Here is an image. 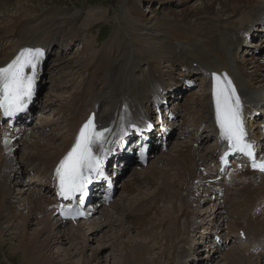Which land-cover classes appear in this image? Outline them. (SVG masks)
Listing matches in <instances>:
<instances>
[{"label":"bare ground","instance_id":"6f19581e","mask_svg":"<svg viewBox=\"0 0 264 264\" xmlns=\"http://www.w3.org/2000/svg\"><path fill=\"white\" fill-rule=\"evenodd\" d=\"M147 1L148 3H150L152 0H135L134 4L132 2V5L127 9L132 15L134 14L138 18H141L142 15L140 16V14H143V12L141 11V5ZM176 1L177 0H158L159 4L168 5L169 7H172V5ZM186 1L187 0H178L175 6H180ZM261 1L262 0H203L202 5L200 7L198 6L197 9L198 11L200 9H203V11L196 13L194 17H196L197 19L198 16H201L202 18L204 16V18L207 19L208 23H201L202 19L200 21L192 22L189 20V15H186V12L182 15V12L178 14L171 11L172 15H170L169 17L171 19L162 20L160 22H155V18L154 20H152V22L155 23H151V25H154L156 30H162L165 36L162 37V33H160L161 35H159L158 33L154 34V36L158 34L157 38L160 39L159 41H155L152 40L153 38H149L147 41L148 46H143V51H141V47L139 48L140 50H136L137 54L135 55L134 60L129 65V57H127V52L129 51L128 44H126L124 41H122L120 44L118 42H114L116 41V34L120 31L116 30L113 36L108 41H106V43H102V49L108 48L112 43H115L116 47L119 45V48L116 49V47H114L108 50L107 54L110 55H107V59H105V61H101L100 59V63L97 61L95 67L93 66L94 69H92L94 70V72L90 71L88 75L86 74V80L82 82V84L80 83L81 85L74 84L76 91L69 96L68 101L60 104L59 106L57 104L56 110L53 112V114L57 115L60 126V128L53 127V130H61L60 137H62V141L55 142L58 138H51L49 134H46L45 128L49 125L44 124L41 126L39 133L37 132L36 134L33 131L28 132L25 134V139L14 143V145L27 144L28 147L31 148L28 155L25 154L27 162H38V164L45 166L44 178L45 182L49 184L47 189H43V186H41L39 183H35V185L37 186L36 187L29 177L27 178V176H24L23 181L18 184V188H21L19 194L16 192L14 195L10 194L9 196V193H11L12 190L16 189L12 188V186H8L7 180H11L12 175H19L23 172V170L21 169V165L19 162L18 164L20 165V168L14 169L11 162V160L13 159V155L8 154L6 148L0 143V222H7L11 224L14 218H19V211L15 208V206L12 205L10 199L13 198L14 200L19 202L18 196L21 195L24 197L25 193H27L25 196L28 198L27 202H29L32 206H27L26 203V207L24 208L28 209V211H30L31 213L29 215L22 216V220L24 221V223L18 222L17 224H13V228L26 231L28 229L27 226L31 225V220H34V216L47 212L48 206L52 204L54 200L51 188L52 183L50 180L53 169L71 145L82 122L88 118V115L92 111L96 112L97 114V111L99 110V120L97 118V121L103 122V126L108 125L109 123H111V125L115 124L116 120L122 121L126 124L131 117L139 118V116L144 112V109L150 110V99L157 92L159 87H162L164 89L174 87V85L177 83L176 73L180 72L182 75L184 74L194 79H197L195 78L196 73H201V79L203 78L202 69L204 73L227 70L233 75L235 69L236 76H238L240 83L246 86V89H248L247 87H250L254 88L255 90L258 85L260 88L257 89L264 92V61L257 56L251 57L250 59L247 57L244 58V64L240 63L238 60L236 62L235 60L237 52L244 43L245 33H248L250 30V28L248 27L250 21L251 25L256 24V29L261 27L260 31H264V22H260L262 21L260 17L264 15V3ZM10 2L11 0H0V13L1 10H3L4 8L6 9V6H8V4H11ZM216 2L217 4H220L222 6L220 8V11L218 12H224L229 8L234 13L240 12L243 15L240 21L241 23H237V21L231 20L224 26L215 21V18L212 15L213 13L211 12L214 11V4ZM18 6L22 7L19 2ZM240 8H243V10H241ZM227 11L229 12L230 10H226V12ZM70 18L71 17L63 15H58L57 17L53 18L51 16L48 19H42L40 21L42 24L40 22H33V24H31L25 23L24 17L21 16L20 19L18 18L19 21L17 20V22L15 23L19 24L17 26L12 25L14 27L12 28L13 30H11V28L7 29L5 27H0V45L4 41H8L4 40V38L6 39V37L3 38L2 36L5 34H8L9 36V34H12L14 30V37L17 36L16 39H18V41L16 42L15 39L12 40L11 37H9V46L11 47H5L4 49L2 48V51L0 52V67L6 66L13 60V58L20 52L21 49L27 48V46L30 45H43L47 48H51L59 44L63 46V49H65V46L69 47L68 45L77 39V36L70 38L72 33H77H75L74 31L72 32L73 24L67 27V25L71 21ZM138 18V22H145V20L140 21ZM0 20H3V18H1ZM146 21L149 20L146 19ZM21 22H24V26L22 28L19 27V25H21ZM51 24H54L56 27H45ZM60 24L66 25V31L62 28V26H58ZM126 27L131 28L133 27V25L128 24ZM182 28L184 30H182ZM55 29H58V31L52 33L51 31L54 32ZM45 30L50 33H44ZM21 32L23 33V35L19 36ZM132 33H134V36L137 35L135 32ZM213 37L217 38L211 39ZM61 38L63 39V41L61 43H57L58 41H61ZM177 40H179V42ZM94 41H96V39H94ZM136 41H138V36H136L135 42ZM180 41H186L187 43H185L188 45H183V43ZM175 42L179 45L175 44ZM166 43H170L172 46H177H175V48L167 47ZM93 47L94 45L92 44L91 46H89V49ZM190 50L192 52H190ZM101 51L102 50H100L99 52ZM119 51L122 56L118 54ZM113 56L114 59H111L110 57ZM208 56H212L213 58H209ZM93 58L96 59V57ZM157 59L168 62L167 66H171L172 71H169L167 73L163 72V65L161 64V62L157 61ZM147 60L149 61L145 63ZM193 62H199L200 64L194 67L192 65ZM142 64L146 65L147 71H142L141 73ZM164 67H166V65H164ZM61 68L63 69L62 66ZM246 68L249 69V72ZM166 81H168L169 84H166ZM63 82L64 81L60 82V84L58 85H56V83L53 84L51 92H49V95L51 96L50 103L55 99L57 101L61 100L62 95L55 94V92L57 91V89H61L64 86ZM205 90L207 92L206 94ZM251 96L254 97V95L252 94ZM210 97H213V93L212 83L209 80L207 83V88L205 89V87H203V93L200 94L199 92L195 91L194 95L191 97V101L194 100L193 102L197 103L200 108H204L206 106L205 101L207 99L208 101H211ZM123 105L125 106L126 111L122 110ZM206 108L208 112H210L208 106H206ZM116 112L118 113V116ZM208 120V125L212 127V117L208 116ZM48 122H51V120L46 119L45 123ZM204 124L208 129L207 124ZM34 130H36V127H34ZM112 130L113 128L111 129V132L107 133L106 135H110L112 133ZM4 132L5 129L0 127V141L1 134H3ZM15 134L16 133L13 132V136ZM48 141H50L51 143L49 142L48 144ZM187 142L180 141L179 143L175 144L176 147L173 148V150H175L178 146L184 144L181 150L178 151L176 149V156L172 157L171 153L169 154V150L166 154H164H169L167 158H161L164 155H161L157 158V161L165 160L166 163L172 164V167H169L166 170H160L161 175H159L158 171L156 172L154 169L150 170L151 161L148 162L147 167L141 171L143 173H150V176L148 178L145 177L144 181H141V176L144 174L140 172L133 173L129 182L122 188V191L125 195L122 196V199H120L121 204L124 205L122 209L123 214L121 215L126 219L132 218L133 220L149 217V219H151V217L152 219H154L153 215H155L156 218L160 216V211L163 212L161 215H164V217L160 216V219L164 218V222H169V224L168 226L166 225V228H163L162 234L166 239V243L163 246H160V248L164 249V246L166 247V250L164 252L162 251L165 254H170V249H173L174 253H176L177 258H186L190 255L191 250H186L185 246L188 245L192 248L193 243H190L194 240L191 239L193 238L194 233L197 232L196 230L199 228V226L201 225V228L203 229L202 231H205L206 228L204 229L203 225L209 226L210 222L213 221V219H207L211 218V214L206 216L204 215L203 211L197 209H195L193 213L189 214V208L191 207V204H195V195L197 191L193 190L194 181L200 178L205 180V178L202 176V171L197 167H211V164L214 162V157L212 152L204 153L201 150L200 146H195L192 143ZM48 149L52 150L51 153H48ZM7 170H11L12 174L10 176L6 175ZM262 180V186H260V188H257L256 185L252 183H239V185L243 186V190L238 200H232V202L230 203L227 202V204H230L229 206L234 214H238L241 210H243V208L244 211L249 212L252 207L255 208L260 205L255 203L258 200L264 199V177L262 178ZM142 184H146V187L147 185H150V187L152 188V190L150 191H153V193L148 194V196L146 197L131 196L130 202H128V200L123 203V201L125 199H128V197L130 196L126 195L128 191L138 189V193H141ZM116 195L113 203L110 204L109 207L105 206L100 210V212L98 213L100 214V216L92 217V220L99 217L100 220L98 223H93L92 220L90 221L91 225L88 228L89 230H92L91 235L94 234L93 230H98V228H101L105 225H111V222L107 221L104 217L105 215H108L105 211H109L114 207L117 199ZM133 200L134 204L131 203L133 202ZM195 205L198 206V203H196ZM209 207L210 212H212L214 216V219L216 218V216L223 214L224 210L226 209V207L223 209L215 203L210 204ZM13 208H15L16 210H14ZM126 209L127 213H125ZM176 209L178 211L177 216H167V214L172 213ZM4 213H6L7 215H5ZM110 215L111 214H109L108 217H110ZM169 216L171 219L168 218ZM41 218L42 219L38 220V222L41 224L40 229L35 231L28 241H25L27 239L26 235L24 237L20 236L21 238L19 240V243L17 244V247H15V250H17V252L19 253L21 252L23 254L22 256H24L25 259H28L30 261L33 260L36 263L39 262L34 258H39V256L42 254L43 249L51 250L52 244L55 241L56 243H59L61 240H63V238L66 239V236L69 241H74L76 239L82 238L84 242L80 244L86 242L87 234H85L86 231L83 232L84 228H82V226L84 225L82 223L78 222L76 226L72 225L66 227L65 225L57 223L55 217L51 212H49L48 215L42 216ZM218 219L220 220L221 218L219 217ZM251 219L252 218L248 219V222H250L253 226L258 227V225L256 224L257 217L254 221ZM149 223L153 228L151 222ZM230 223L232 224L235 231H238L241 228L239 227L236 229L237 226L243 225L235 220ZM219 224L221 225L222 223L220 222ZM135 225L136 224H134V227ZM194 228H196L195 231ZM147 230L148 231H145L144 233L150 234L149 230L152 231L151 228H147ZM263 230V228L258 227L259 232ZM142 231L143 228L137 232ZM191 231H193V233ZM82 234L83 237H81ZM44 235L45 238L41 239V237ZM155 235L150 234V236L153 238L152 240L150 239L151 241H157L154 239V237L157 236ZM144 239H146L147 241V237ZM172 240H174V244L173 246H170V242ZM146 241H135L129 246L130 249L127 252V255L129 253V258L127 260L129 264L135 262H137L138 264L141 261L145 260V252L150 250V245L148 242V244H146ZM175 245L176 247H174ZM245 246L246 243H242V248H245ZM200 253L197 252L195 253L196 255L194 254L196 256V260L191 264H202L206 262L208 263L209 256L202 257L203 259L199 260L201 255ZM240 253L241 252L235 249L234 251L228 252L224 258L216 261L215 263L253 264L251 261L256 260L259 261V264H264V261L259 260V258H250L248 256H243ZM213 255H215V253ZM93 256L95 258L98 257L96 253ZM43 260H45L44 263L42 262L43 264H55L53 258L49 256L45 257Z\"/></svg>","mask_w":264,"mask_h":264},{"label":"rangeland","instance_id":"374dc122","mask_svg":"<svg viewBox=\"0 0 264 264\" xmlns=\"http://www.w3.org/2000/svg\"><path fill=\"white\" fill-rule=\"evenodd\" d=\"M11 1H12L10 2L11 4L10 5L8 4V6H6V9L5 8L3 9L6 12L1 10V13H5V14H4L3 20H0V27H5L7 29L11 28V30H13L12 28L14 27L12 25L17 26L19 23L18 24H15V23L17 22V20L19 21L21 16L24 17L25 23L33 24V22H40L42 19L45 20V19L50 18L51 16L53 18V17H57L58 15H63V16L71 17L70 18L71 21L67 25V27L73 24L74 28L72 26V32L73 31L75 33L77 32L76 34L74 33L71 34L70 38L77 36V39L71 42L68 45L69 47L65 46L67 48L63 49V47L59 45L56 46L57 48H61L64 51V56L61 57L59 60L61 64H59V61L55 62L56 64H59V66L57 65L55 66V68H53V76L54 75L56 76L55 77L56 79L54 80L56 82V85L64 81L63 82L64 86L61 89H57V91L55 92V94L62 95L61 100L57 101L55 99L52 102L53 105L49 107L47 106L50 103H46V101H44L45 102L44 105L47 107V114H46L47 117L53 114V112L56 110L57 104L59 106L60 104L68 101L69 96L76 91L74 84L81 85L82 82L86 80V74L88 75L90 71L94 72V70L92 69H94L97 61H100V59L101 61L103 60L105 61V59H107L104 55L99 54L100 50L102 51L106 50V52H108V50H110L111 48L116 47L115 43L118 42L120 44L122 41H124L126 44H128V47H129V51L127 52V57H129L128 58V62H129L128 65H129L134 60L135 55L137 54L136 50H140L139 48L141 47V51H143L142 47L148 46L147 41L149 38H153L152 40L159 41L160 39L157 38L158 34L161 35L160 33H162V37L165 36L162 30H158V29L156 30L154 25H151V23L171 19L169 18L170 15H172L171 11L178 13V14L182 12V15L186 12V15L187 14L189 15V20L192 22L200 21L202 19L201 23H208L207 19H205L204 16L203 18L201 16H198L197 19L196 17H194L196 13L203 11V9H200L199 11L197 10L198 6L200 7L202 5L203 0H187L184 3V5L175 6V4L178 2L177 0L172 5V7H169L168 5H163V7L166 6V9H160V10L158 8H161L160 7L161 5L158 4L159 3L158 0H152L150 3H148L147 1L141 5V11L143 12V14L139 13L140 16L142 15L141 18H138L134 14L133 16L127 9L129 8V6L132 5V2L134 4L135 0H11ZM18 2L20 5H22L23 8L18 6ZM261 2L264 3V0H262ZM221 7L222 6L220 4H217L216 2L214 4V11L211 12L213 13L212 15L214 16L215 21H217L219 24L225 26L231 20L233 21L235 20L237 21V23L241 21V18L243 17V15L240 12L239 13L241 14V16L237 20L236 19L229 20L231 16L234 17V15H237L239 13H236V12L234 13L230 8L229 9L225 8L226 10H230L229 12L228 11L226 12V10L224 12H218L220 11ZM240 9L243 10V8H240ZM136 17L140 21L145 20V22H138ZM14 18H17V19H14ZM155 18H156L155 22H152V20H154ZM146 19H148L149 21H146ZM226 19H227V22L223 23ZM128 24H132L133 27L127 28L126 26ZM23 26H24V22H21V25H19V27L22 28ZM58 26H62V28L65 29L66 31L65 24H60ZM45 27L54 28L56 26L54 24H51ZM116 30H120V31L116 34V41H114L115 43H112L106 49H102L103 48L102 43L104 42L106 43V41H108L113 36ZM182 30L184 29L182 28ZM56 31H58V29H55L54 32L53 31L51 32L55 33ZM14 32L15 30L12 32V34H9V36L8 34H5L2 37L3 38L6 37V39L4 38V40H9V37H11L12 40L15 39L17 42L18 39H16L17 36L14 37ZM45 32L46 34L50 33V32H47V30H45L44 33ZM132 32H135L137 35L134 36V33ZM156 33L158 34L154 36V34ZM22 35L23 33L21 32L19 36H22ZM136 36H138V41L135 42ZM216 38L217 37H213L211 39H216ZM94 39H96V41H94ZM62 41L63 39L61 38V41H58L57 43L59 42L61 43ZM177 41L179 42V40ZM180 42H182L183 44L187 43L186 41H180ZM253 42L255 43L258 41L254 39ZM7 43L10 44V41H7ZM92 44L94 45V47L89 49V46H91ZM175 44L179 45L176 42ZM177 45L172 46L170 43H166L167 47L175 48V46ZM118 46L116 47V49L119 48ZM4 47L5 45L2 44V48ZM244 53L246 54L247 52L243 51V54ZM118 54L122 56L120 54V51L118 52ZM107 55L109 56L110 54H107ZM93 57H96L97 61ZM208 57L213 58L212 56H208ZM110 58L114 59V56ZM240 60H242V58H240ZM148 61L149 60H147L145 63H147ZM157 61L161 62V64L163 65V72H165L164 65H166V67L168 68L165 73L172 71V67L169 65L167 66L168 62H165L164 60H161V59H157ZM61 66L63 67V69L61 68ZM48 68H50V66ZM142 71L144 72L147 71V67L144 70L141 69V73ZM62 76L65 77L63 80H62ZM46 79L47 78L45 76V81H47ZM54 81L51 82V84L50 82L45 83L44 88H43L44 93H42V96H45L47 91L51 92L50 88H51V85L53 86ZM257 88H260V87L257 85ZM35 123L33 124V126L35 125ZM50 128L51 127L46 128V131H45L46 134L50 133ZM35 133L37 134V132ZM60 141H62V137L58 136V139L56 142H60ZM49 142L50 141H48V144ZM183 146L184 144H182L181 146H178L176 149L179 151L181 150V148H183ZM175 147L176 146H174L173 148ZM173 148L171 146L170 153L172 157L176 156L177 154L176 152L177 150L176 149L173 150ZM47 151L48 153H51L52 150L48 149ZM24 152L25 151L19 152L18 161L23 162L26 168V161L23 158ZM169 167H172L171 163H166L165 160L157 161V159H154L151 161L150 170L154 169L156 172L158 171L159 175H161L160 170H166ZM197 168H199V166ZM140 173L144 174L141 176L142 177L141 181H144L145 177L148 178L150 176L149 172H146V173L140 172ZM26 174L30 177V179L37 178L36 171L29 172L27 170ZM32 182L34 183V181ZM19 183H20L19 181H15V180L13 181V183H11L12 188H15L16 190H12V192L9 193V196L10 194L14 195L16 192L19 194V191L21 189V188H18ZM141 190H142L141 193H138V189L136 190L137 195L129 194L130 196L128 197V199H125L123 203L128 200H129L128 202H130L131 196L132 197H143V196L146 197L148 196V194L153 193V191H150L152 190L150 185H147L146 187V184L145 185L142 184ZM26 194L27 193H25L24 197L21 195L18 196L19 202L10 197L11 198L10 201L12 202V205L15 206V208L19 211L18 212L19 218L17 219L14 218L11 224L7 222H0V229H1L0 230V264H43L45 261L43 259L47 256L53 258L55 264H129L127 261L129 258V253L127 255V252L130 249L129 246L133 244L135 241L136 242L146 241V239H144L146 237H147L146 244L149 243L150 250L145 252V260L141 261L138 264H183L184 259H180V257L177 258L176 253H174L173 249H170V254H165L163 252L166 250V247L164 246V249L160 248V246H163L166 243V239L164 235L162 234L163 228H166L169 224V222H164L165 221L164 218L160 219V216L164 217V215H161L163 212L160 211V216L156 218L154 217V219L152 220L151 224L153 228L151 227V225H149L150 223H147L146 227H143V231H142L143 233L145 231H148L147 228L149 229L151 228L152 231L149 230L150 234L157 235V236L155 235L156 237H154V239L157 241L156 242L154 240L151 241L153 238L150 236L149 233L143 234L142 232H137V231H140L142 227L141 222L136 223L139 229H135L134 227H132V224L126 222V218L124 216H120L119 214L114 213L117 210L122 211L123 204H121L120 199H122L123 198L122 196L124 195H121L120 193L117 196V201H116V206H115L116 209H114V211L109 213L111 214L110 216H112V221H113L112 227H109L106 225L102 226L101 228H98V230L97 229L93 230L94 234L91 235L92 230H89L88 228L91 225L90 224V221L92 220L91 218V220L87 222H81L84 226L87 225L85 227L82 226V228H84L83 232L86 231L85 234H87L86 235L87 239L85 243L80 244L84 242L82 238H79L80 240L76 239L74 241H69L66 236V239L63 238V240H61L59 243H56L55 241L52 244L51 250L43 249L42 254L39 256V258H36V257L34 258V259H37L39 262L36 263L33 260L30 261L28 259H25L24 256H22L23 254L21 252L19 253L17 252V250H15V247H17V244L19 243V240L21 237H24L26 235L27 239L25 241H28L29 238L32 237L33 233L40 229L41 224L38 222V220L42 219L39 217L36 218V216H34L33 217L34 220H31V225L27 226L28 229L26 231L13 228L14 227L13 224H17L18 222L24 223V221L22 220L23 219L22 216H26L31 213L30 211H28V209L24 208L26 207V203H27V206H32L30 205L29 202H27L28 198L25 197ZM131 203L134 204V200ZM132 204H128V205H132ZM15 208L13 209L16 210ZM207 209L208 208H204L203 212H205ZM190 211H192V207ZM4 214L7 215L6 213ZM109 214L108 215L104 214L105 215L104 218H106V220ZM168 215L177 216L178 215L177 209L173 211L172 213L167 214V216ZM98 216H100V214H97L95 217H98ZM170 216L168 217L169 219H171ZM99 218L93 219L92 222L98 223L100 220ZM65 226L68 227L70 225L67 224ZM189 234H192V233H189ZM81 237H83V234L81 235ZM44 238H45V235L41 237V239H44ZM198 239H199V234L196 237V233H194V236L191 239L195 241V242L193 241V245L196 246ZM173 244H174V240L170 242V246H173ZM174 247H176V245ZM200 250L201 249H199L198 251L197 248L193 249L192 251L193 258L191 256L187 259L188 264H191L195 261V258H194V256L196 255L195 253L200 252ZM95 253L98 256L97 258L93 256ZM204 256H207V254L203 253V255L200 256L201 258L200 260H202V257ZM225 256L219 257L217 254L215 257L210 258V261L208 262V264H219L215 262L221 260ZM251 262L253 264H259V261H256V260L255 261L252 260ZM132 264H137V262L132 263ZM202 264H207V262L202 263Z\"/></svg>","mask_w":264,"mask_h":264},{"label":"snow or ice","instance_id":"6c2138e0","mask_svg":"<svg viewBox=\"0 0 264 264\" xmlns=\"http://www.w3.org/2000/svg\"><path fill=\"white\" fill-rule=\"evenodd\" d=\"M43 52L41 48L21 49L11 62L0 67V109L6 116L23 111L31 100ZM26 69L30 70L27 74ZM210 75L221 139L227 141L229 151L246 155L253 169L264 172V158L256 157L252 143L246 139L243 105L235 85L226 73L213 72ZM109 131L97 129L93 118L82 125L75 143L56 168L59 195L64 200L75 199L77 193L83 196L86 185L91 182V173L103 176L101 158L93 153L92 146L104 139V134ZM66 207L67 215L72 219L83 215L78 207Z\"/></svg>","mask_w":264,"mask_h":264}]
</instances>
